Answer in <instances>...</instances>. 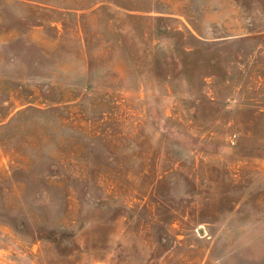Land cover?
Masks as SVG:
<instances>
[{"label":"rangeland","instance_id":"rangeland-1","mask_svg":"<svg viewBox=\"0 0 264 264\" xmlns=\"http://www.w3.org/2000/svg\"><path fill=\"white\" fill-rule=\"evenodd\" d=\"M0 264H264V0H0Z\"/></svg>","mask_w":264,"mask_h":264}]
</instances>
